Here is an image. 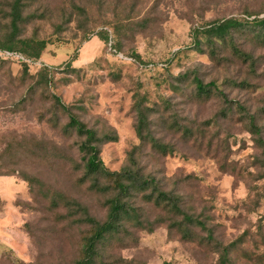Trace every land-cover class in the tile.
<instances>
[{
	"label": "rangeland",
	"instance_id": "rangeland-1",
	"mask_svg": "<svg viewBox=\"0 0 264 264\" xmlns=\"http://www.w3.org/2000/svg\"><path fill=\"white\" fill-rule=\"evenodd\" d=\"M73 1L80 2L37 0L26 11V17L45 15L22 25V37L49 42L39 61L0 51V264H75L81 229L65 207L52 205L57 193L78 201L98 220L107 215L104 197L79 183L81 173L70 161H80L76 138L48 122L54 95L90 128L116 135L101 150L110 171H120L135 152L143 174L162 191L182 197V209L213 231L215 243L221 248L236 243L229 247L228 264H251L246 252L264 253L263 153L234 115L223 117L225 105L217 95L194 97L191 78L196 74L204 83L216 82L264 125V48L240 41L258 60L252 72L232 57L228 61V53L214 61L205 43L195 48L193 31L219 20L246 19V12L263 18L264 0H143L140 17L157 5V23L124 38L119 52L97 36L104 18L96 8L56 31L62 9L70 12ZM7 23L0 13V29ZM88 29L94 31L85 40ZM43 66L53 69L49 88L37 75ZM184 74L188 79L180 78ZM243 81L250 83L246 89L238 86ZM137 101L152 108V134L173 153L163 155L138 138ZM61 121L67 123V117ZM186 127L198 139L185 140L176 132ZM132 200L142 227L128 225L120 242L105 246L98 264H221L217 249L187 240L142 195ZM191 228L197 238L207 236Z\"/></svg>",
	"mask_w": 264,
	"mask_h": 264
},
{
	"label": "trees",
	"instance_id": "trees-1",
	"mask_svg": "<svg viewBox=\"0 0 264 264\" xmlns=\"http://www.w3.org/2000/svg\"><path fill=\"white\" fill-rule=\"evenodd\" d=\"M36 2L37 0H5V9H1L0 13L3 20L8 23L5 29H0V51L19 53L26 61H39L41 59L49 42L40 39L37 35L31 38L22 37V25L24 23L45 17V15L37 16L36 13L30 14L28 17L25 16L26 11L35 6ZM142 2L143 0H84L85 4L83 5L81 0L78 3L73 1L70 12L62 9V24H57L56 31H63L65 25H69L73 21H79L82 17H87L88 12L96 8L98 11L103 12L104 18L101 23L102 30L97 33V36L106 43L111 42L112 47L119 52L121 51V41L124 38L135 36L137 33H146L157 23L155 17V6L157 5L152 6L148 14L146 13L141 18L139 10ZM246 15V19L229 18L194 29L195 48L200 50L205 43L210 48V57L214 58V61H217L223 53H228V61H230L229 57H232L248 65L250 71H255L258 60L242 49L240 41L242 39L252 40L264 48V17L259 18V14L249 12H246ZM252 17L255 18L251 20ZM93 31L90 29L84 30L85 40H88L86 38L89 34H93ZM2 32L4 33L2 34ZM133 56L137 61H141L138 54ZM23 67L24 76L28 77L29 67L25 63H23ZM67 67L70 69L72 67L71 63H68ZM52 70L48 66L39 68L37 75L41 78L40 85L49 88L53 83ZM180 78L186 80L188 76L184 74ZM191 85L195 98H210L212 95H217L225 105L221 112L223 117L228 118L234 115L238 123L242 124L247 132L254 137L255 143L262 150L264 157V125L260 123L259 118L251 114L248 108L238 101L230 100L214 81L204 83L198 75L194 74L191 78ZM249 85L248 81H243L238 86L246 89ZM51 99L53 101V111L48 122L65 136L76 138V148L80 161L74 162L72 159L70 161L81 173L79 183L84 186L88 185L91 192L104 197L107 208L106 218L98 220L78 201L70 199L62 193H57L53 197L54 202H52V205L54 207H65L68 219L81 229V250L75 264L100 263L104 257L105 246L111 244L114 240L120 242L121 238L119 236L127 231L128 225L142 227L138 208L133 205L134 201L132 200L137 195H142L146 202L153 203L161 209L187 240L195 241L199 239L201 245L213 247L221 253V264L230 262L231 250L229 247L234 248L236 243L225 248H221L222 245L215 243L213 231L182 209V197L171 192L162 191L155 179L143 174L135 152L130 154L128 164L120 171H110L101 158V150L102 145L106 142L116 141V135L90 128L78 115L71 111L70 106L62 102L61 98L54 95L51 96ZM134 109L138 117L136 133L142 143L151 145L163 155L173 153L174 150L171 146L164 145L152 134L150 128L152 108L146 107L142 101H137ZM64 116L68 120L65 124L61 121ZM176 132L182 133L185 140L198 139L195 131L189 127L179 129ZM179 216L182 217V220L178 219ZM81 225L87 227L82 230ZM191 226L201 228L207 232V236L197 238V236L192 235ZM242 240L240 238L239 242ZM244 257L251 264L264 263V253L246 252Z\"/></svg>",
	"mask_w": 264,
	"mask_h": 264
}]
</instances>
